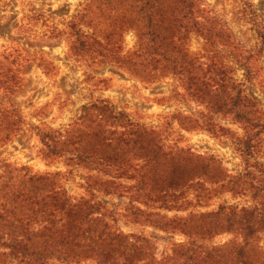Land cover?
Here are the masks:
<instances>
[{"label": "rangeland", "instance_id": "374dc122", "mask_svg": "<svg viewBox=\"0 0 264 264\" xmlns=\"http://www.w3.org/2000/svg\"><path fill=\"white\" fill-rule=\"evenodd\" d=\"M204 1L239 44L255 47L242 12L246 2L252 3L264 27V0ZM108 2L0 0V207H12L8 192L29 177L57 174L74 201L85 197L86 187H95L97 181L110 188V195L98 197L114 213V226L149 239L154 257L166 260L178 246H193L181 230L135 223L131 212L136 207L145 216L181 218L199 225L200 214L217 212L221 206L249 205L254 188L247 179L231 192L224 187L227 181L224 189H218L205 177L167 193L164 179L172 159L191 168L209 164L208 173L221 166L231 176L245 163L233 138L218 139L201 127L208 118L205 108L217 101L214 92L201 102L180 78L183 75L173 74L164 64L151 67V58H137V42H146V37L132 24L136 16L126 14V6L112 9ZM190 37V51L201 53L203 40L195 34ZM260 67L252 89L264 109V86L259 84L264 81V54ZM214 118L235 134L242 133L231 117ZM135 130L142 133L140 138L132 133ZM154 157L158 161H152ZM41 208H15L11 214L22 220L36 217L29 229L35 233L51 219L41 215L45 211ZM240 240L236 233L221 232L204 244L224 248L216 254L224 255L227 263L221 264H232L227 248ZM251 242L254 251L264 252V232ZM197 254L201 263L205 255ZM18 263L19 257L0 246V264Z\"/></svg>", "mask_w": 264, "mask_h": 264}, {"label": "trees", "instance_id": "16d2710c", "mask_svg": "<svg viewBox=\"0 0 264 264\" xmlns=\"http://www.w3.org/2000/svg\"><path fill=\"white\" fill-rule=\"evenodd\" d=\"M108 1L107 6L112 9L126 6L129 8L126 14L132 12L136 16L132 24L135 22L136 29L144 32L146 37V42H137L134 54L137 58H151L148 62L151 67L164 64L173 74L183 75L180 78L185 79L201 102L214 92L217 101L208 103L211 104L205 108L208 118L201 127L218 139L233 138L232 145L245 163L241 172L231 176L221 166L218 171L208 173L209 164L191 168L172 159L171 169L164 179L167 193H174L181 184L190 183L195 178L207 177L219 186L218 189H224L227 181L224 187L231 192L250 179L255 195L249 205L240 209L221 206L217 212L200 214L202 221L199 225L187 219L145 216V212L136 207L131 212L135 223L141 221L163 231L181 230L188 238V245L193 246L180 245L173 251V256L157 260L149 239L126 234L114 226V213L98 197L99 194L110 195V188H104L96 181L95 187H86L85 197L74 201L60 186L57 174L29 177L8 192L13 197L9 199L12 207H0V241L3 244L0 246L19 257L18 264H221L227 262L224 255L218 257L216 252L221 253L224 248L210 249L204 242L213 235L230 232L238 234L241 239L239 244L227 248L232 264H264V258L257 253L264 255V252H256L251 246V241L264 232V109L252 89L256 86L258 73H262L264 27L258 22L254 5L246 2L242 12V19L256 41L254 48H247L237 42L226 22L210 10L204 0ZM75 32L79 34L77 30ZM191 34L203 40L201 53L190 51ZM144 36L137 35L138 40H143ZM223 52H227L226 55L222 56ZM141 63L139 66L143 72ZM259 84L264 86V81ZM222 114L231 117L242 133L235 134L219 125L214 117ZM132 133L137 138L142 136L138 130ZM151 160L158 161L156 157ZM22 184L27 188H21ZM40 205L45 208L41 215L51 219H47L48 224L35 233L29 229L32 222H37L31 218L36 217L30 215L22 220L11 214L15 208ZM48 208L51 214H48ZM198 251L205 255L201 263L196 258Z\"/></svg>", "mask_w": 264, "mask_h": 264}]
</instances>
